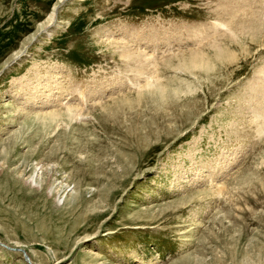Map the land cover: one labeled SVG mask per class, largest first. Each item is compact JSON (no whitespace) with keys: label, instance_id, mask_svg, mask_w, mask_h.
I'll list each match as a JSON object with an SVG mask.
<instances>
[{"label":"rangeland","instance_id":"obj_1","mask_svg":"<svg viewBox=\"0 0 264 264\" xmlns=\"http://www.w3.org/2000/svg\"><path fill=\"white\" fill-rule=\"evenodd\" d=\"M261 7L0 0V264H264Z\"/></svg>","mask_w":264,"mask_h":264},{"label":"bare ground","instance_id":"obj_2","mask_svg":"<svg viewBox=\"0 0 264 264\" xmlns=\"http://www.w3.org/2000/svg\"><path fill=\"white\" fill-rule=\"evenodd\" d=\"M256 2V1H255ZM259 2V1H258ZM257 2V3H258ZM263 4H261V6H262ZM250 6V5H249ZM262 8V7H261ZM261 10V12H259L260 13V15H258V16H260L261 18H259L258 17V20L260 21V22H262V18H263V20H264V9L262 8V9H260ZM54 12H55V8L52 10V12H51V14H50V16H49V19H48V22H47V25H44V26H42V32H47L46 34L48 35V36H51L50 35V32H49V29L50 28H52L53 26H54V24H55V21H54ZM258 14V13H257ZM248 24H247V26L250 24L249 22H247ZM216 24V23H215ZM256 24H259V22H256ZM263 25L264 23H260L259 25ZM228 25V24H227ZM227 25H225V26H215V27H217V28H225V27H227ZM230 25V24H229ZM239 27H232L233 29H232V36H234V37H239L240 35L241 36H243V34H244V26L242 27V26H240V24L238 25ZM228 27H230V26H228ZM214 28V27H213ZM216 28V29H217ZM55 30V29H54ZM218 30V29H217ZM220 30V29H219ZM221 32V31H220ZM216 33V32H215ZM230 33V32H229ZM205 40V39H204ZM117 41V40H116ZM111 44V43H110ZM114 44V43H113ZM220 46V45H219ZM218 47V46H217ZM218 51H221L220 49H219V47H218ZM127 52V51H126ZM217 52V51H216ZM122 53H123V51H122ZM216 54H218V52L216 53ZM220 54V53H219ZM223 55H224V52L222 53ZM129 54H126V53H124V55H121L120 54V57H122V58H126L127 59V61L128 60H130L131 58L128 56ZM221 55V54H220ZM223 57V56H222ZM221 57V58H222ZM192 61H194L193 59H191ZM129 62V61H128ZM134 87V86H133ZM135 88V87H134ZM150 91H154V93H156V95H159V94H161V91H163V89L160 87V86H158V84H154L153 86H149V87H146L145 88V92H150ZM68 105V104H67ZM70 108H68V110H67V114H68V116H73V115H76V113L74 114V112L75 111H73V110H69ZM58 114V113H57ZM78 114V113H77ZM80 116V115H79ZM81 118V117H80ZM77 120V119H76ZM41 167V165H39V168ZM38 168V167H37ZM36 174H38V170L35 168V172H34V174H33V176H31L30 178H29V180H28V182L30 183V184H35V182H34V179L36 178L35 176H36ZM38 176V175H37ZM35 177V178H34ZM69 192V191H68ZM68 192L66 191V190H64V195H62V196H65V195H67L68 194ZM61 199V198H60ZM62 201V200H61ZM60 203V202H59ZM58 203V204H59ZM23 253L22 254H24V256L26 257V259H27V262L29 263V264H32L31 263V261H30V259H29V257L26 255V253L24 252V251H22ZM26 263V262H25ZM27 264V263H26Z\"/></svg>","mask_w":264,"mask_h":264},{"label":"built area","instance_id":"obj_3","mask_svg":"<svg viewBox=\"0 0 264 264\" xmlns=\"http://www.w3.org/2000/svg\"><path fill=\"white\" fill-rule=\"evenodd\" d=\"M64 189L68 192L71 190V186L70 185H65Z\"/></svg>","mask_w":264,"mask_h":264},{"label":"water","instance_id":"obj_4","mask_svg":"<svg viewBox=\"0 0 264 264\" xmlns=\"http://www.w3.org/2000/svg\"><path fill=\"white\" fill-rule=\"evenodd\" d=\"M21 252V251H20ZM21 253H23V252H21ZM23 255V261H25L27 264H29L28 262H27V259H26V257L24 256V254H22Z\"/></svg>","mask_w":264,"mask_h":264}]
</instances>
